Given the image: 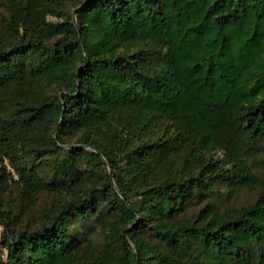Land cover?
Wrapping results in <instances>:
<instances>
[{
  "label": "trees",
  "instance_id": "obj_1",
  "mask_svg": "<svg viewBox=\"0 0 264 264\" xmlns=\"http://www.w3.org/2000/svg\"><path fill=\"white\" fill-rule=\"evenodd\" d=\"M3 2L0 264H264V0Z\"/></svg>",
  "mask_w": 264,
  "mask_h": 264
},
{
  "label": "rangeland",
  "instance_id": "obj_2",
  "mask_svg": "<svg viewBox=\"0 0 264 264\" xmlns=\"http://www.w3.org/2000/svg\"><path fill=\"white\" fill-rule=\"evenodd\" d=\"M5 6L3 0H0V15L5 14ZM1 18V17H0ZM50 19H55L53 16ZM261 175L264 172L258 170ZM47 197L46 193H43L36 201L32 200L31 197L24 195L22 186L19 183H12L9 190L3 194L4 203L7 207L12 209L13 222L17 226H23L29 222H34L40 216V211L44 205V200ZM254 198V195L248 191H244L238 194L235 203L245 204ZM2 231V226L0 225V234ZM100 243V242H99Z\"/></svg>",
  "mask_w": 264,
  "mask_h": 264
}]
</instances>
